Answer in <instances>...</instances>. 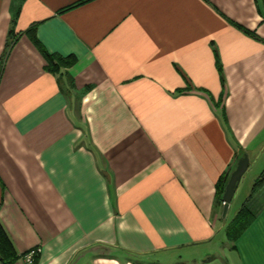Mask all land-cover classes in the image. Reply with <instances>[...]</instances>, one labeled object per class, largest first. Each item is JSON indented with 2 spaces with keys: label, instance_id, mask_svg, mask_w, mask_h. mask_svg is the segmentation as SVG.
I'll return each mask as SVG.
<instances>
[{
  "label": "crops",
  "instance_id": "0c3cea01",
  "mask_svg": "<svg viewBox=\"0 0 264 264\" xmlns=\"http://www.w3.org/2000/svg\"><path fill=\"white\" fill-rule=\"evenodd\" d=\"M43 49L71 64L50 72ZM245 154L226 216L264 170V0H0L15 263L40 247L34 264H264V187L230 219L217 198Z\"/></svg>",
  "mask_w": 264,
  "mask_h": 264
},
{
  "label": "trees",
  "instance_id": "16d2710c",
  "mask_svg": "<svg viewBox=\"0 0 264 264\" xmlns=\"http://www.w3.org/2000/svg\"><path fill=\"white\" fill-rule=\"evenodd\" d=\"M34 39L37 42L36 36H34ZM43 53L48 61L47 69L52 73L60 72L62 68L67 67L71 64L72 59L64 58L56 54H51L44 49H43ZM221 73H222V81L225 82V77L223 75L222 69H221ZM231 174L232 173L224 174L217 183V198L222 205L224 202L223 197L226 191V186L228 184ZM263 187H264V170L255 180L250 198L254 197L257 194V192H259ZM255 215L256 212L249 205V202H246L227 227V233L229 239L232 241L237 240L239 236L248 228V226L254 220ZM0 256L2 258L1 259L2 264H14L19 259V255L16 253L14 244L10 239L1 220H0Z\"/></svg>",
  "mask_w": 264,
  "mask_h": 264
},
{
  "label": "water",
  "instance_id": "95a60500",
  "mask_svg": "<svg viewBox=\"0 0 264 264\" xmlns=\"http://www.w3.org/2000/svg\"><path fill=\"white\" fill-rule=\"evenodd\" d=\"M250 158L247 154L244 155V157L240 158L238 161V164L234 171L232 172L230 179L228 181V184L226 186V191L224 193V215L227 214L228 209L230 207V204L234 198L235 193L237 192V189L243 179V176L247 172L249 168ZM0 256V260H1Z\"/></svg>",
  "mask_w": 264,
  "mask_h": 264
},
{
  "label": "rangeland",
  "instance_id": "374dc122",
  "mask_svg": "<svg viewBox=\"0 0 264 264\" xmlns=\"http://www.w3.org/2000/svg\"><path fill=\"white\" fill-rule=\"evenodd\" d=\"M260 165V164H258ZM259 166H254L247 174L246 176L244 177V180H243V184H242V193L240 194L239 196V200L236 201V203L233 204L232 208H231V211H229V214L224 217H227L228 219H230L235 210H236V207H238V205L241 203V197L243 198V196H248V194L251 192V189H252V186H253V183L254 181L258 178V172H259ZM257 177V178H256ZM256 178V179H255ZM253 209V208H252ZM254 210V209H253ZM255 211V210H254Z\"/></svg>",
  "mask_w": 264,
  "mask_h": 264
},
{
  "label": "built area",
  "instance_id": "2783aa9c",
  "mask_svg": "<svg viewBox=\"0 0 264 264\" xmlns=\"http://www.w3.org/2000/svg\"><path fill=\"white\" fill-rule=\"evenodd\" d=\"M223 205H225V202H223ZM41 250L42 249L40 247L36 249H32L31 251L23 255L21 258H23L24 260H27V264H34L36 257L40 254ZM0 264H2L1 260H0ZM14 264H18V263H14Z\"/></svg>",
  "mask_w": 264,
  "mask_h": 264
}]
</instances>
